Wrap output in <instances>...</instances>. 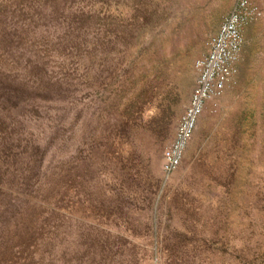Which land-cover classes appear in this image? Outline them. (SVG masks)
Returning <instances> with one entry per match:
<instances>
[{
	"label": "rangeland",
	"instance_id": "obj_1",
	"mask_svg": "<svg viewBox=\"0 0 264 264\" xmlns=\"http://www.w3.org/2000/svg\"><path fill=\"white\" fill-rule=\"evenodd\" d=\"M237 1L0 0V264H264V0L163 169Z\"/></svg>",
	"mask_w": 264,
	"mask_h": 264
},
{
	"label": "bare ground",
	"instance_id": "obj_2",
	"mask_svg": "<svg viewBox=\"0 0 264 264\" xmlns=\"http://www.w3.org/2000/svg\"><path fill=\"white\" fill-rule=\"evenodd\" d=\"M253 17L248 1L238 0L211 36L209 49L196 60V83L177 123L174 139L163 151L164 171H173L179 165L196 117L205 103L232 80L241 49L242 28Z\"/></svg>",
	"mask_w": 264,
	"mask_h": 264
}]
</instances>
